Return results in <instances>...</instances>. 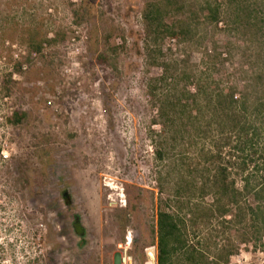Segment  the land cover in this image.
<instances>
[{
    "label": "rangeland",
    "instance_id": "374dc122",
    "mask_svg": "<svg viewBox=\"0 0 264 264\" xmlns=\"http://www.w3.org/2000/svg\"><path fill=\"white\" fill-rule=\"evenodd\" d=\"M143 5L0 0V264H121L119 246L129 236L143 264L145 248L156 244L160 201L179 184L173 163L179 169L184 152L210 147L190 132L188 151L171 139L167 161L156 158L162 128L148 85L163 72L146 55ZM82 7L88 15L77 24L73 14ZM225 39L216 38L220 47ZM180 55L167 41L160 64ZM192 61L200 64L202 55ZM239 63L235 52L220 74L231 78ZM17 113L27 114L19 124ZM206 231L211 255L217 243L235 244L232 263L264 264V242L245 244L244 230L215 223Z\"/></svg>",
    "mask_w": 264,
    "mask_h": 264
},
{
    "label": "trees",
    "instance_id": "16d2710c",
    "mask_svg": "<svg viewBox=\"0 0 264 264\" xmlns=\"http://www.w3.org/2000/svg\"><path fill=\"white\" fill-rule=\"evenodd\" d=\"M143 1L146 55L163 72L148 85L159 101L155 124L162 128L156 158L167 161L171 139L188 151L190 132L198 141L210 140L206 150L184 152L179 169L173 163L180 180L160 201L158 264H234L238 245L217 243L211 255L203 243L215 223L244 230L245 244L264 242V0ZM86 15L83 7L73 14L77 24ZM219 34L226 38L222 47ZM167 41L185 54L172 65L160 64ZM235 52L239 69L227 79L220 71ZM195 53L202 55L200 64L192 61ZM26 117L17 113L12 121ZM186 160L192 163L184 169ZM158 181L161 186L163 175ZM65 200L71 204L67 194Z\"/></svg>",
    "mask_w": 264,
    "mask_h": 264
},
{
    "label": "built area",
    "instance_id": "2783aa9c",
    "mask_svg": "<svg viewBox=\"0 0 264 264\" xmlns=\"http://www.w3.org/2000/svg\"><path fill=\"white\" fill-rule=\"evenodd\" d=\"M23 70L26 71L27 67H23ZM46 106L48 108H52L53 102L49 100ZM1 158H2V161L5 162L9 160L10 155L7 151H3L1 153ZM132 246H133V240L130 236L126 238L125 243L119 246L120 250L122 251L121 264H137V262L135 261L132 255ZM143 254H144L143 264H158L157 244L146 247Z\"/></svg>",
    "mask_w": 264,
    "mask_h": 264
},
{
    "label": "water",
    "instance_id": "95a60500",
    "mask_svg": "<svg viewBox=\"0 0 264 264\" xmlns=\"http://www.w3.org/2000/svg\"><path fill=\"white\" fill-rule=\"evenodd\" d=\"M63 197L66 198V194H64ZM73 226H74V229H75V231L79 237L85 236L84 228H83L78 217H75V222H74Z\"/></svg>",
    "mask_w": 264,
    "mask_h": 264
},
{
    "label": "flooded vegetation",
    "instance_id": "af4514ba",
    "mask_svg": "<svg viewBox=\"0 0 264 264\" xmlns=\"http://www.w3.org/2000/svg\"><path fill=\"white\" fill-rule=\"evenodd\" d=\"M71 206V204H69Z\"/></svg>",
    "mask_w": 264,
    "mask_h": 264
}]
</instances>
